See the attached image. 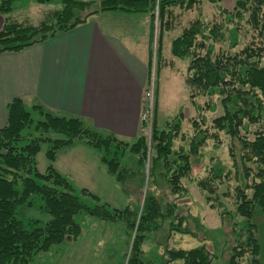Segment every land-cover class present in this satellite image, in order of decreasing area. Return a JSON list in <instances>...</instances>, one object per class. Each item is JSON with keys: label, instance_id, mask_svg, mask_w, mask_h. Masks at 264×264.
Returning <instances> with one entry per match:
<instances>
[{"label": "trees", "instance_id": "obj_1", "mask_svg": "<svg viewBox=\"0 0 264 264\" xmlns=\"http://www.w3.org/2000/svg\"><path fill=\"white\" fill-rule=\"evenodd\" d=\"M15 1L0 0V15L4 17L0 53L44 42L75 29L86 23L89 16L101 12L149 14L148 79L151 83L155 57L156 79L150 133H141L132 143L112 133H103L80 117L56 115L40 105L34 106V110L43 119L38 120L34 129L44 135H24L23 131L33 125L32 112L20 98L9 103L7 124L0 129V264H36L37 256H45V260L53 263L64 246L78 242L85 234L79 215L120 226L119 245L111 244L117 248L113 264H155L160 259L164 264L178 259L183 264H217L214 263L217 254L205 243L190 249L168 247L162 256L146 253L143 244L167 219H171L170 231L196 235L184 225L186 217L179 213L178 203L168 200L166 195L188 196L183 179L190 178L193 163L203 159V149L209 140L215 142V147L221 143V132L231 139L228 151L232 166L211 156L207 174L197 180V186L207 193L210 203L217 201L221 219L225 220L230 211L220 200L219 188L231 175L237 178L233 197L236 213L245 220V226L239 229L241 233L229 248L230 256L224 264H240L246 253L250 264H264L259 257L262 245L258 235L260 225L256 222L257 215H261L264 229V44H247L236 53L217 50L216 43L227 40L225 30L230 31V47L239 44V27H228L222 21L209 25L202 16L195 17L173 38L172 54L189 59L185 82L192 103L198 105L201 113L199 118L191 119L193 133L186 135L182 110L164 127L158 123L162 48L165 34L176 28L174 9H200L203 0H35L62 6L54 12L53 22L44 21L38 26L9 18ZM209 1L218 4L222 0ZM223 11L229 14L226 22L246 19L264 41V0H236L232 12ZM156 20L159 36L154 51ZM215 95L220 97L223 112L209 123L202 111H215L216 107L208 102L198 104L197 97ZM145 124L146 121H141V127ZM253 125L258 128L250 137ZM52 133L60 137L53 138ZM79 140L101 152L100 162L130 198L125 207L111 208L98 195L82 188L83 195L97 202L95 206L87 205L76 194L71 181L54 167L57 149L72 146ZM177 140L181 144L176 145ZM42 143L49 144L46 156L50 164L44 173L36 166ZM114 146L116 150L112 151ZM131 185L140 190L147 187L143 198L136 200ZM35 205L49 218L23 221L19 217L22 207Z\"/></svg>", "mask_w": 264, "mask_h": 264}, {"label": "rangeland", "instance_id": "obj_2", "mask_svg": "<svg viewBox=\"0 0 264 264\" xmlns=\"http://www.w3.org/2000/svg\"><path fill=\"white\" fill-rule=\"evenodd\" d=\"M236 0H222L218 4L210 2L209 0H203L200 9H194L185 11L180 8H175L174 13L176 15L175 23L176 28L173 31L167 32L164 36V43L162 48V65L159 76V90H158V123L160 127H164L166 122L173 119L180 110H182L184 116L182 120L183 130L186 135L193 133V127L191 125L192 118H199L200 110L198 105L192 103L190 98V91L185 82V74L187 66L189 64L188 58L175 57L171 52V42L173 38L181 33V30L190 24V22L197 16H202L204 21L211 25L215 22H224L228 27L238 26L239 28V44L235 47H230V31H226L227 40L224 42H217L216 49L228 50L231 53H236L244 48L247 44L261 43L264 44L262 38L257 35V32L251 27L246 19L235 22H226V15L223 9L228 12L233 11ZM59 3H37L35 0H16L12 5V11L9 14V18L12 21H16L23 24H29L38 26L40 23L47 21H54V12L61 9ZM107 15L126 14L127 16H133L142 19L137 24L134 22L136 32L135 37L141 39V30L149 32L150 16L149 14L140 16H134L127 13H121L116 11H109ZM157 14V12H156ZM93 17L89 16V18ZM110 20V19H109ZM113 26L117 25L115 20H111ZM155 35L153 41L154 51H156L158 43V20L155 23ZM135 32V33H136ZM147 36H149L147 34ZM264 62V59H263ZM156 57L154 58V65L152 69L151 83L147 77V83L143 92V111L152 109L151 103L154 102V81L156 79ZM150 92L148 96L146 93ZM206 102L214 104L215 111L211 109H203L202 113L206 115L207 122H211L216 116L222 114L223 109L220 102V97L215 95L199 96L197 97V103L200 105H206ZM44 109V108H43ZM31 110V109H30ZM45 110V109H44ZM32 111V117L34 119L33 125L30 128H26L23 131L24 135H30L36 137L44 135L39 130H35L38 120L43 119L42 114L37 110ZM148 118L144 127L140 126V134L149 135L151 130V117L148 112ZM150 117V119H149ZM142 121V116H141ZM258 125L250 127L251 132L249 136L253 137L252 131H255ZM101 132L106 133L101 130ZM53 138L60 137L58 134L52 133ZM137 137L131 139H121L128 143H132ZM221 143L215 147V142L209 140L203 149L204 157L198 162L193 163V171L190 178L183 179L185 186L189 190V194L184 198H175L172 195H166L168 200L178 203L179 213L186 217L184 225L196 233L195 236L183 233H175L169 230L171 219L165 220L163 227L151 234L148 240L143 244V248L146 253L158 254L162 256L164 251L170 248H183L190 249L199 244L205 243L207 247L217 254V259L214 263L224 264L230 256L229 248L236 243L237 236L241 233L239 230L242 226H245V220L237 215L236 205L234 203L233 191L237 184V178L231 175V178L220 186V200L224 203L225 209L230 211V214L225 220L221 219L220 208L217 201L212 200L210 203L207 199V193L202 191L197 186V180L205 177L207 174V167L210 162V157H218L228 167L232 166L230 160L228 146L231 143L230 137L224 132L220 133ZM185 143V142H184ZM181 144V140L176 141V145ZM48 143H42L41 150L36 158V166L39 172L44 173L50 164L46 156ZM116 150L114 146L113 150ZM101 152L88 145L84 140L75 142L72 146H63L56 151V161L53 163L62 175L67 177L79 198L89 206H95L96 201L87 195L81 193L82 188H87L94 194L98 195L101 202H107L111 208H123L129 202L128 198L121 189V186L117 184L114 177L108 173L106 166L100 162ZM118 152L117 157H119ZM112 156V153L111 155ZM134 190L136 200L143 198L147 191V187L138 189L135 185L130 186ZM228 192L227 196L222 195L223 192ZM214 203V204H213ZM212 204L214 208L212 207ZM38 205L30 207H22L20 218L27 222L31 218L41 219L43 221L49 218L47 213L39 210ZM79 221L84 226L85 234L76 243H72L64 246L60 253L57 255V259L53 263H49L45 260V256H37L36 264H113L115 260L116 247H111V244L119 245V237L121 235L120 226L109 225L106 222L96 221L89 216L79 215ZM237 222V224H236ZM256 222L259 223V238L261 241L262 249L259 255L260 259L264 260V229L262 228L263 218L261 215H257ZM168 235V239L167 238ZM241 260V261H240ZM240 264H250V256L248 253L240 259ZM163 260H157L155 264H164ZM168 264H183L181 259L172 261Z\"/></svg>", "mask_w": 264, "mask_h": 264}, {"label": "crops", "instance_id": "obj_3", "mask_svg": "<svg viewBox=\"0 0 264 264\" xmlns=\"http://www.w3.org/2000/svg\"><path fill=\"white\" fill-rule=\"evenodd\" d=\"M107 14H95L44 42L0 53V129L7 124L9 103L20 98L28 110L40 105L56 115L80 117L119 139L140 135L149 32L141 30V39L134 38V22L142 19ZM3 24L0 15V30Z\"/></svg>", "mask_w": 264, "mask_h": 264}, {"label": "built area", "instance_id": "obj_4", "mask_svg": "<svg viewBox=\"0 0 264 264\" xmlns=\"http://www.w3.org/2000/svg\"><path fill=\"white\" fill-rule=\"evenodd\" d=\"M146 95L150 96L151 93L148 92V93H146ZM151 106H153V102L151 103ZM152 109H153V108H152ZM152 109H151V110L148 109V110H146V113L142 114V121H146V120H147V118H148V115H147V114H148V112H149L150 117H151V122H152ZM150 117H149V119H150Z\"/></svg>", "mask_w": 264, "mask_h": 264}]
</instances>
